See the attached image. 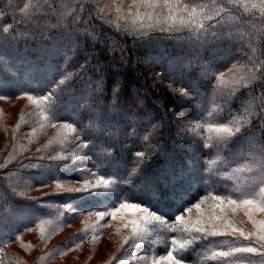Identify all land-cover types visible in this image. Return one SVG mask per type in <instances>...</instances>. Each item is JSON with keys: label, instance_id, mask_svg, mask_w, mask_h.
<instances>
[{"label": "trees", "instance_id": "16d2710c", "mask_svg": "<svg viewBox=\"0 0 264 264\" xmlns=\"http://www.w3.org/2000/svg\"><path fill=\"white\" fill-rule=\"evenodd\" d=\"M262 151L264 0H0V264H264Z\"/></svg>", "mask_w": 264, "mask_h": 264}, {"label": "snow or ice", "instance_id": "6c2138e0", "mask_svg": "<svg viewBox=\"0 0 264 264\" xmlns=\"http://www.w3.org/2000/svg\"><path fill=\"white\" fill-rule=\"evenodd\" d=\"M139 2L140 4L146 6V7H153V8H169V9H178L179 5H180V0H133V3H137ZM187 7V5H185V8ZM196 7H201V11H203V7L200 5H196L192 8L191 12L189 13V20L192 21V23H195V20H192V16L196 13ZM175 17L174 16H164L163 22H170L171 20H173ZM181 19V23L185 24L186 26V22L183 20V18ZM157 22H160V18H157ZM237 83L239 84V81H237ZM180 92L183 95H187V93L184 91V89H180ZM239 124V121H237V125ZM222 128V130L226 133H228V135L230 137H234V133H233V129L226 127L224 125L220 126ZM236 131L239 132V126L236 127ZM144 154L143 153H137V156L142 157ZM262 160L261 163L262 165H264V151H262ZM78 192H85L87 193V189H77ZM248 203H250V201H247ZM233 203H235V201H233ZM136 207H139V205H137ZM198 207V205H197ZM180 211H189V209H184L181 208ZM103 215V214H101ZM153 215H155V213H153ZM176 220L177 221H182L183 217L182 216H176ZM133 224L136 225V221H133ZM199 231H204L203 228L199 229ZM133 235H136V228L134 227L133 229ZM261 240H264V236L260 237ZM233 251H247V252H257L258 249L253 248V247H249L246 249H233ZM222 255H228V253H222ZM167 259L171 262H174V264H184L183 259H177L176 256L173 255L172 251H168V256Z\"/></svg>", "mask_w": 264, "mask_h": 264}, {"label": "rangeland", "instance_id": "374dc122", "mask_svg": "<svg viewBox=\"0 0 264 264\" xmlns=\"http://www.w3.org/2000/svg\"><path fill=\"white\" fill-rule=\"evenodd\" d=\"M32 235V236H31ZM36 233L30 232L25 235V237H31V240L33 239L34 236H36Z\"/></svg>", "mask_w": 264, "mask_h": 264}]
</instances>
